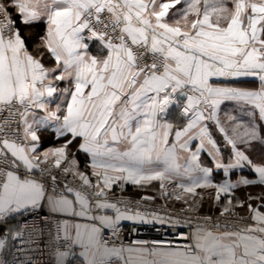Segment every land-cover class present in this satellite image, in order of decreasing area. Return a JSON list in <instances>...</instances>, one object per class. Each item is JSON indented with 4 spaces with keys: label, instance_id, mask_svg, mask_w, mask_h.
<instances>
[{
    "label": "snow or ice",
    "instance_id": "6c2138e0",
    "mask_svg": "<svg viewBox=\"0 0 264 264\" xmlns=\"http://www.w3.org/2000/svg\"><path fill=\"white\" fill-rule=\"evenodd\" d=\"M254 142L264 145V0H0V264H15L10 240L45 205L85 221L57 225L45 264H111L125 252L139 253L131 264H264V148ZM174 181L171 198L186 204L203 199L197 189L223 195L221 215L245 206L236 189L259 186L246 197L255 226L225 234L234 245L198 236L195 251L116 247L124 222H182L110 198L113 186L159 182L165 198Z\"/></svg>",
    "mask_w": 264,
    "mask_h": 264
},
{
    "label": "built area",
    "instance_id": "2783aa9c",
    "mask_svg": "<svg viewBox=\"0 0 264 264\" xmlns=\"http://www.w3.org/2000/svg\"><path fill=\"white\" fill-rule=\"evenodd\" d=\"M55 171V169H53ZM57 179H61L57 174ZM66 181H73V176L68 175L63 178ZM51 177L48 178V182ZM78 184L79 181L75 180ZM63 187V184L60 185ZM110 198L113 195H110ZM115 198H126L135 203L140 201V210H147L149 212H159V214H167L172 217L179 216L182 226L173 228L167 225L156 224H137L133 226L129 222H124L127 226L119 238L115 239V246L120 247L121 242L123 246H138V247H168L178 248L181 250H193L192 234L196 229L216 230V231H234L241 232L248 228L247 219L239 215L230 216L228 213L221 215L208 214H191L184 208H170L162 204H158L153 200L144 201L142 199L134 200L126 196H114ZM184 209L185 211H182ZM66 218L62 215L50 212L43 207L31 210L24 214L23 221L27 222L28 227L23 229L22 237L15 239L12 250L11 259L15 264H24L26 256H30L33 264H45L49 259L47 250L45 249V242L50 238L55 239L57 235V225L62 223ZM32 225H35L36 232L33 234V239L29 240V233L33 232ZM106 238L109 235L105 230ZM133 240L146 241L145 245H133ZM62 242V241H61ZM153 242H158L154 244ZM109 246H113L111 243Z\"/></svg>",
    "mask_w": 264,
    "mask_h": 264
},
{
    "label": "crops",
    "instance_id": "0c3cea01",
    "mask_svg": "<svg viewBox=\"0 0 264 264\" xmlns=\"http://www.w3.org/2000/svg\"><path fill=\"white\" fill-rule=\"evenodd\" d=\"M170 22H174V21H170ZM180 26L183 27V21H181ZM39 31H40L39 28L33 29V32H39ZM227 105H228V102H225V105H222V108L226 107ZM232 114L234 116L240 117V121L239 122H247L248 118L246 116H242L239 111H234ZM220 115H221L222 118L224 117L223 111L220 113ZM214 134L218 135V133H214ZM117 147L121 151L126 149V145H124V144H120ZM221 148H223V145H221ZM254 148H255V151L258 153L261 148H264V145H260L258 142H254ZM180 155H181L182 159L179 161V163L183 164V163H185V160L183 159V157L186 156L187 154L181 153ZM202 159L208 160L210 158H208L206 155H204V156H202ZM81 170H84L83 165H81ZM88 175L91 177L93 182H95L96 178L91 176V170L90 169L88 170ZM213 178L217 179V177H213ZM249 178L254 179L255 177L253 175V176H251ZM184 182L187 183V180H185ZM169 185H171L170 186L171 188H172V185H173L174 186V190L176 189L175 188V181L172 184H169ZM176 190H180V189H176ZM197 192L203 194V199H199V197H200L199 195L195 197V198L198 199L196 201L200 203L199 208H197L195 210L197 212L198 211L200 213L201 212L202 213L219 212V211H222L224 206L227 204V200L225 199V197L223 195L221 196V200L219 202H217L214 199L215 192L212 189H197ZM260 192H261V188L259 186L249 187V188L241 187V188H238V189H236L234 191L233 203H235L237 200H243L245 206L243 208L234 207L232 209H233V211H235L236 213L242 215L245 219H247V221L249 222L248 223V228L254 227L255 224H254V221H252L250 219V214H249L248 209H247V204L249 203V201H247L246 197H247L248 193H251L253 196H257V195L260 194ZM208 193H211V196H209ZM250 202L253 205V207H255L259 203V201H257V200H252ZM43 208L48 210V211H50V212H53V213H56V214L64 216L66 218V220L70 221L73 224L74 223H85V221L80 220L78 218L67 216V215L62 214L60 212H54V211L50 210L49 207H47L46 205L43 206ZM262 211H264V209H262ZM129 223H131V222H129ZM16 225H17V221L16 220H10L9 221V226H11L13 228H16ZM208 233H210L212 237L221 238L222 242L225 243V244H233V245L238 242L236 237H235V235L226 236L225 234H227V233H231V234L239 233L241 235L247 234L246 231L234 232V231H216V230L196 229L193 232V234H192V241H193V250L192 251H195V249H196L197 237L199 236L201 238H206V234H208ZM201 242H206V241L202 240ZM13 243H14V240H10V252H9V254L7 256L8 260L11 259V250H12ZM109 247H112V246H109ZM125 247H129V245H127ZM131 247H133V248H143V247H138V246H131ZM147 248L152 249L154 247H147ZM174 249H177V248H174ZM179 250H181V249H179ZM237 253H238V255L242 254L243 253V248L242 247L237 248ZM130 256L133 259H136V258L139 257V253H136V252H132V253L125 252L122 257H112L111 258V264H131ZM147 259L148 260H152L154 258L151 257V256H148Z\"/></svg>",
    "mask_w": 264,
    "mask_h": 264
},
{
    "label": "rangeland",
    "instance_id": "374dc122",
    "mask_svg": "<svg viewBox=\"0 0 264 264\" xmlns=\"http://www.w3.org/2000/svg\"><path fill=\"white\" fill-rule=\"evenodd\" d=\"M170 186L171 185H169V184L166 185L169 195H168V197H165V198L161 197V194H160L161 190H160L159 182H153L151 185H148L146 187H136V186H133L131 184H128V185L125 186L123 191H121L119 188H116L115 185H114L113 186L114 187V193H109V194L110 195H114V196H116V195L126 196V197H130L131 199H134V200H139V199H141L144 196H149V197L154 196L156 199L160 200V201L157 202L155 199H153V201L158 203V204H162V205H165L167 207L176 208V209L177 208H184L188 213L201 215V213L199 211L198 212L195 211L197 208H199V205H200V203L196 201V200H198L197 198L193 199V198L189 197L187 204H185L183 202V200H180L179 202H182V204L178 205L177 207L176 206L172 207V206H169L166 203H164V202H173L172 198H171V193L174 190V186L172 185V188ZM176 191H180V190H176ZM199 199H201V198L199 197ZM190 205L192 206V208L194 210H188ZM222 211H220V213H218V214H221ZM228 214L230 216L239 215V214H236V213H228ZM241 217H243V216L241 215Z\"/></svg>",
    "mask_w": 264,
    "mask_h": 264
},
{
    "label": "trees",
    "instance_id": "16d2710c",
    "mask_svg": "<svg viewBox=\"0 0 264 264\" xmlns=\"http://www.w3.org/2000/svg\"><path fill=\"white\" fill-rule=\"evenodd\" d=\"M152 197H154V196H152ZM154 199L158 202V201H160V200H158V199H156L155 197H154ZM172 201L173 202H164V203H166L167 205H169V206H172V207H177L178 205H180V204H182V202H179L178 200H173L172 199ZM218 213H220V211L219 212H212V213H202L201 212V214H208V215H216V214H218ZM228 213H236L235 211H233V209H231ZM236 214H238V213H236ZM240 215V214H239ZM241 216V215H240Z\"/></svg>",
    "mask_w": 264,
    "mask_h": 264
}]
</instances>
